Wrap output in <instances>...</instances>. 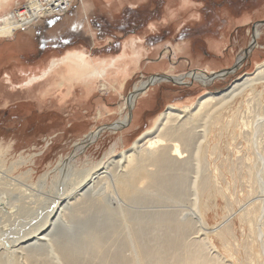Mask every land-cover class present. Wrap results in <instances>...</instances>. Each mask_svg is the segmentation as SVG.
Masks as SVG:
<instances>
[{
	"label": "rangeland",
	"instance_id": "rangeland-1",
	"mask_svg": "<svg viewBox=\"0 0 264 264\" xmlns=\"http://www.w3.org/2000/svg\"><path fill=\"white\" fill-rule=\"evenodd\" d=\"M84 1H73L70 10L64 16L45 17L35 23L36 27L31 26L30 29L27 28L29 30L19 31L18 40L0 38V80L4 72H8L15 64L27 66L30 63L26 68V74L33 72L39 75L40 70L48 68L52 59L58 57L55 54L57 51L76 43L78 47L88 50L87 52L92 50L91 56L96 59L111 55H115L114 58H116L121 53L120 47L125 39L122 37L125 34L121 29L114 27L113 31L122 37L110 39L108 24L111 22L113 25H126L129 19L137 20L132 25V30L138 29L130 33V39H135L138 43L142 39L144 48L147 44L152 46L162 41L168 42V46L171 43L183 42L188 45L189 50L176 56L177 61H180L185 70L198 69L204 63L196 59L195 49L197 52L201 51L211 35L216 36L218 31L226 30L221 26L225 22L221 23V20L216 18L217 14L226 18L230 13L244 14V11L240 13L241 9L251 12L264 7V0H250L249 3L247 0ZM27 3V0H14L7 12L20 10ZM261 16H264V13ZM152 17L155 19H151ZM151 20L152 22L148 25ZM229 25L232 26V21ZM180 26L182 27L179 30L177 27ZM202 26L207 30H202ZM213 26L216 29L211 32ZM256 28L260 31V38L255 39L258 43L255 47L252 44L254 53L251 60L248 58L246 64L247 60H244L242 65L237 64L231 68L232 73L208 84L190 79L191 76H189L182 84L169 79L170 81L150 85L148 98L142 100L140 95L136 107L131 110L127 108L123 111L121 108L124 99L134 91L136 85L147 80L151 75L171 78L180 74L176 72L166 74L160 70L158 64L152 63L158 57V52L155 50L146 49L144 53H147V59L141 60L142 63L141 61L132 63V70H130L132 74L127 80L123 78L112 80L111 77L98 80L96 93L90 96H83L79 82L70 79L71 83H66L65 88H71L70 90L74 92L70 100L67 99L63 105H60L56 98L61 89L59 83L66 74L60 72L61 69H58L57 74L53 73L47 82L36 83L25 94L20 93L22 88L20 86L29 77L20 72H10L12 75L15 74L14 87L6 80L7 78L0 83L3 95L9 94L0 98V160L8 167L13 162L24 158L26 164L15 171L14 176H30L29 184L37 187L44 175L49 173V183H51L56 175L55 168L58 167V163L62 159L64 161L74 156L75 144L83 141L89 133L104 128L105 131H101L94 142L85 141L83 149L76 157L81 168L94 170L100 167L112 156L129 149L136 139L154 126L158 116L168 106L172 104L178 107L193 106L198 98L207 92L226 90L244 74L253 73L258 63L264 62V49H261L264 45V21L257 23ZM67 32H69L68 35ZM44 34L48 39L47 43H50V48L52 51L55 50V53L42 54L44 49L38 44V39L40 44L45 45ZM67 36H70V41L72 38V44L70 41L66 43L69 38ZM112 41L114 44H110ZM117 42L118 44L115 45ZM169 50L171 49L165 47L164 54L170 53ZM200 55L206 58L204 49ZM127 60L134 62L130 58ZM139 63H141L140 68ZM164 63L168 66H178L173 65L171 59H166ZM37 65L41 66L29 70L30 67ZM223 65L224 62H214L211 67L222 69ZM133 69L138 71L134 72ZM103 83L107 85L106 90H102ZM15 90L19 91L12 92ZM247 92L223 112L222 122L216 125L208 139L210 154L206 157V161L199 156V162L192 163L187 175L189 181L204 174H210L214 180L210 193L203 194L206 218L211 227L232 217L229 221L230 232L226 234L224 240L216 233L210 235V240L221 253L231 264H264L262 247L264 235L261 233L264 224V128H262L264 127V84L257 85L254 90ZM256 94H260L258 97L260 100L256 99ZM153 98H156V103L152 114L142 118L139 124L135 125L139 114L138 103L141 100L143 104L150 103ZM126 113L132 118L125 127L116 131L108 128L127 115ZM200 125L197 124V126ZM196 130L198 133L201 127ZM201 140V137L199 138L196 134L193 149L186 153H194L198 141ZM145 143L140 145V151L148 146L149 142ZM162 204L164 206L162 209H178L185 211V215L194 210V205L187 199L167 203L145 202L143 205L128 203L125 207L131 211L152 213L158 205ZM9 224L10 222L0 226V244L1 240L8 239L7 232L11 229Z\"/></svg>",
	"mask_w": 264,
	"mask_h": 264
},
{
	"label": "bare ground",
	"instance_id": "bare-ground-1",
	"mask_svg": "<svg viewBox=\"0 0 264 264\" xmlns=\"http://www.w3.org/2000/svg\"><path fill=\"white\" fill-rule=\"evenodd\" d=\"M13 1L0 0V14H3L0 16V38L14 39L19 31L49 17L55 8L62 5L71 8L75 0H27L19 12H29V20L18 18V10L7 12ZM259 36L257 29L254 37ZM252 44L255 47L256 42ZM252 49L250 47L246 53ZM87 51L75 45L63 54H57L58 57L52 59L48 68L40 70L42 74L39 75L26 74L28 66H13L4 72L0 83L7 78L14 87L10 72L23 73L29 77L20 86V93L25 94L36 83L47 82L58 69H69L74 72L70 79L81 83L92 95L98 80L110 77L119 80L126 76L125 67L99 68L97 65L93 71L92 50ZM243 59L240 57L238 66L242 65ZM230 73L232 71H194L186 76L149 77L135 86L124 99L121 109H134L138 97L150 92V85L169 79L182 84L189 76L208 84ZM62 84L59 83L61 89L56 96L60 105L67 102L69 95L67 87ZM260 84H264V62L258 63L253 73L235 80L228 89L207 92L193 106H168L154 126L136 139L129 149L112 156L94 170L81 168L76 161L83 144L94 142L105 130L91 132L75 144L74 156L58 163L51 183L49 173L37 187L29 184L30 176H14V172L26 164L24 158L8 167L0 160V226L10 222L11 227L10 230L7 228L8 239L1 240L0 264H231L210 240V235L216 233L224 240L230 232L232 217L211 227L206 218L203 194L210 193L214 180L210 174H204L189 181L187 172L194 161L199 162V156L206 161L211 152L208 139L216 125L222 122L223 112ZM101 85L102 90L107 89L105 83ZM3 94L0 90V98L9 95ZM259 96L256 94V99ZM126 114L108 128L116 131L125 127L132 118ZM200 127L197 133L196 128ZM196 134L202 140L198 141L194 153L187 154L186 151L194 147ZM144 142L149 144L140 151ZM182 199L194 205L190 214L185 215V211L178 209H162L163 204L152 213L131 211L125 207L128 203L143 205L145 202L167 203ZM261 233L264 235V224ZM262 247L264 252V239Z\"/></svg>",
	"mask_w": 264,
	"mask_h": 264
},
{
	"label": "crops",
	"instance_id": "crops-1",
	"mask_svg": "<svg viewBox=\"0 0 264 264\" xmlns=\"http://www.w3.org/2000/svg\"><path fill=\"white\" fill-rule=\"evenodd\" d=\"M257 1H259V0H257ZM248 3H249V1H248ZM241 11H244V14L238 15L235 13H233V14L230 13V15L227 16L226 18H223V15H219V14L216 15V18L217 19L219 18V20H221V23L225 22L221 26L223 27V29L226 28V30L218 31L216 33L217 34L216 36L211 35V37L208 38L207 42H205V45L202 48L205 50V53H206L205 59L202 58L200 55V53L202 52V49H201V51H198V52L195 49L194 53L197 54L196 59H198L204 63L198 69H192L189 71L185 70V68L183 66H181L180 61H177L176 56L182 55V54H184V52H187L189 50L188 45L183 43V42H179L177 44L171 43V45H170L171 47H170V46H168V42L162 41V42H160V43L158 42L152 46L147 44V47L144 48V45H142V39L141 38H139V40L141 39V41H139V43H138L135 39H130L131 37H129V38H127V40H125L126 38L124 39L125 41L123 40V43H122L123 47L122 46L120 47L121 53L116 58H114L115 55H111V56H106V57H99L98 59H94V58L90 59L92 70L94 71L98 66H99V68L108 67V68H114V69L115 68L117 69L120 67H125L126 76L122 77V78H123V80H125V79L127 80L128 77H130L132 74V72L130 71V70H132L131 69L132 63H136V62H139L141 60L144 61L145 59H147L146 58L147 53H144V52H146L145 51L146 49L151 50V51L155 50L158 52L157 59L154 60L155 62H152V63L158 64L157 66L160 67V70L166 74L171 73V72L180 73L179 75H175V76H182V75L186 76V75H188L194 71H197V72L198 71H200V72L204 71L206 73H209V72L210 73H217V72H221L224 70H228V69L235 67L238 64L240 57H244L245 61L247 60L245 62V64H246L248 62V58H249V60H251L253 53H254V49H252V51L250 53H246V51L252 46V43L254 41L256 42V40H254L255 39L254 34H255V31L257 29H255V28H256L257 23L264 21V16H261V14L264 13V7H262L261 10H255L254 9L251 12H247L248 11L247 9H241L240 13H241ZM171 17H173V16H171ZM168 19H169V17H168ZM230 21H232L231 27L229 25ZM186 24H184V25H186ZM216 24H218V22ZM184 25H182V26H184ZM182 26L177 27V28H179V30H180V28ZM208 28H209V26H208ZM215 29H216V27H214L211 30V32H213ZM202 30H207V28L203 26ZM71 33H74V32H71ZM68 34H69V32H67V35ZM177 34H178V32H177ZM155 37H156V35H155ZM258 38H260V36ZM256 44H258V43L256 42ZM73 47H75V46H73ZM165 47H167L168 49L169 48L171 49V50H169L170 53L164 54L163 49ZM70 48L65 49L63 52H58L56 54L61 55L66 50H69ZM261 49L262 50L264 49V45L261 46ZM210 51H213L214 53H211ZM173 55H175V57H173ZM108 57H111V58H108ZM128 58L134 60V62H129L127 60ZM166 59H171V62L173 63V65L175 64L178 66L174 67V66L166 65L164 63V61ZM244 59H243V61H244ZM114 60H116V61L114 62ZM142 61H141V63H142ZM150 61H152V60H150ZM214 62H224L222 69L212 68L211 66H213ZM123 63H125V64H123ZM141 63H139V68L141 67ZM257 63L258 62L256 61V64ZM68 70L69 69H66V70L61 69L60 70V72L67 74V75L65 74L61 79V82L63 83L62 87H65L66 83H71L70 78L74 75V72H72L70 70L68 71ZM133 70L135 72L137 69H133ZM187 72H189V73H187ZM118 73L116 75H118ZM54 74H57V73L54 72ZM51 76H52V74H51ZM66 76H67V79H65ZM150 77H155V75H151ZM78 85H80L82 87L81 83H79ZM70 89H67L68 94H69L68 99L70 98V96L74 92V90H70ZM81 92H82L83 96H90V94H88L84 90L83 87H82ZM149 93L145 96H142L141 97L142 100L144 98H148ZM142 100L138 103V106H137L138 107L137 110L139 111V114L136 117L137 120H136L135 125L139 124V122L142 118L152 114V111L155 108L154 106L156 103V101H155L156 98H153V100L150 103H145V104L142 103ZM135 116L136 115L134 114L133 117L135 118ZM134 118H133V120H134Z\"/></svg>",
	"mask_w": 264,
	"mask_h": 264
},
{
	"label": "flooded vegetation",
	"instance_id": "flooded-vegetation-1",
	"mask_svg": "<svg viewBox=\"0 0 264 264\" xmlns=\"http://www.w3.org/2000/svg\"><path fill=\"white\" fill-rule=\"evenodd\" d=\"M247 1H250V0H247ZM64 16V15H63ZM123 18V17H122ZM131 18V17H130ZM151 19H155V17H152ZM137 20H133V19H129V21L127 22V24L126 25H113L111 22L108 24V28H110V35H109V38L110 39H113V38H120L121 39V37L122 36H119L118 34H116V32H114L113 31V29H114V27H116V28H119V29H121V31H122V33H124L125 35H123V36H127L128 34H130V33H133V32H135V31H138V29L136 30H132V25L136 22ZM149 22H152V20L151 21H149ZM149 22H148V25H149ZM101 24V23H100ZM105 24V23H104ZM104 24H101V25H104ZM147 25V26H148ZM206 25V24H205ZM36 27V26H35ZM203 27V26H202ZM131 28V29H130ZM142 28V27H141ZM30 29V28H29ZM29 29H27V30H29ZM140 29V28H139ZM133 31V32H132ZM45 36V35H44ZM69 38L67 39V41H66V43H68L69 41H70V36H68ZM155 37V36H154ZM82 38H84V35H82ZM105 38V37H104ZM109 38H105V39H109ZM15 40H18L19 38H18V35L14 38ZM48 42V39L46 38V36H45V45H42V44H40L39 43V39H38V44L40 45V47L42 48V49H44V51H42V54L44 55L45 53H48V52H55V50L54 51H52V49L50 48V43L48 44L47 43ZM77 42V41H76ZM114 41H112V43H110V44H114L113 43ZM66 43H63V44H66ZM73 42H72V38H71V41H70V44H72ZM121 43V42H120ZM119 43V44H120ZM48 44V45H47ZM116 44H118V42L117 43H115V45ZM75 45H77V43L75 44ZM75 45H73V46H75ZM73 46H71V47H73ZM118 47V46H117ZM68 48H70V47H67V48H65V49H68ZM65 49H61V50H59V51H57V53L58 52H63ZM43 57V56H42ZM42 59V58H41ZM29 63V62H28ZM30 64V63H29ZM29 64L27 65V66H29ZM26 66L25 64H15V65H12L11 67H13V66ZM11 67H10V69L8 70V71H10L11 70ZM11 76H15V75H11Z\"/></svg>",
	"mask_w": 264,
	"mask_h": 264
},
{
	"label": "built area",
	"instance_id": "built-area-1",
	"mask_svg": "<svg viewBox=\"0 0 264 264\" xmlns=\"http://www.w3.org/2000/svg\"><path fill=\"white\" fill-rule=\"evenodd\" d=\"M22 9H20V10L22 11ZM68 9H70V8H68L67 5H62L60 7H57V8L54 9V11L52 12V14L49 17H61L63 13H66L68 11ZM20 10H18V12ZM18 18H20V19L22 18V19H25V20H29L30 14H29V12L27 13L25 11H24L23 14H21L19 12Z\"/></svg>",
	"mask_w": 264,
	"mask_h": 264
},
{
	"label": "water",
	"instance_id": "water-1",
	"mask_svg": "<svg viewBox=\"0 0 264 264\" xmlns=\"http://www.w3.org/2000/svg\"><path fill=\"white\" fill-rule=\"evenodd\" d=\"M232 71V69H230V70H227V72H231ZM111 127H113V126H111Z\"/></svg>",
	"mask_w": 264,
	"mask_h": 264
}]
</instances>
